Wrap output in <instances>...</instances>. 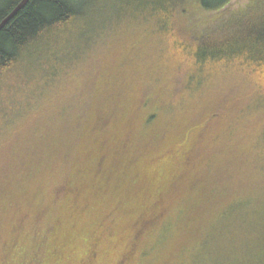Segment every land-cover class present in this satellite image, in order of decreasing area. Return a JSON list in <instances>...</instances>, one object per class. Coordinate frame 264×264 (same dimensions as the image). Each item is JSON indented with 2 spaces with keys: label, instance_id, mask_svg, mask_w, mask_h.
<instances>
[{
  "label": "trees",
  "instance_id": "1",
  "mask_svg": "<svg viewBox=\"0 0 264 264\" xmlns=\"http://www.w3.org/2000/svg\"><path fill=\"white\" fill-rule=\"evenodd\" d=\"M20 1L0 0V22ZM231 1L29 0L0 30V203L20 188V180L39 171L44 146L56 148L46 115L57 98L67 100L78 118L94 116L97 143L75 175L81 183L87 180L94 192L120 194L126 186L121 198L131 197L130 188L140 182L128 175L137 158L131 146L132 125L141 105L163 92L169 93L171 108L180 97L193 96L204 120L201 132L206 125L224 124L213 153L214 167L205 180L209 195L220 197L234 187H263L264 168L258 164L264 153V0H248L238 8ZM134 3L145 10L140 23L144 27L132 25L143 30L141 37L122 41L129 30L102 28L104 20L119 11L128 13ZM180 30L189 41L181 40ZM116 38L120 43L114 44ZM84 49H91L85 58ZM29 97L31 101L20 104ZM128 100L131 125L125 124L123 135H115L113 125ZM68 113L65 108L59 124L64 149L73 129ZM149 119L154 121L155 115ZM238 144L243 148L233 152ZM196 153L197 147L182 153L185 165ZM184 172L173 169L170 181L152 189V199L134 197L140 206L137 222L148 223L137 232L155 220L147 205L178 188ZM75 182L65 185L68 197L81 191ZM259 229L264 233V226ZM42 243L39 236L19 264H38ZM59 247L52 245L48 255Z\"/></svg>",
  "mask_w": 264,
  "mask_h": 264
},
{
  "label": "rangeland",
  "instance_id": "2",
  "mask_svg": "<svg viewBox=\"0 0 264 264\" xmlns=\"http://www.w3.org/2000/svg\"><path fill=\"white\" fill-rule=\"evenodd\" d=\"M246 2L232 0L231 4L238 8ZM124 13L119 11L104 20L102 28L129 30L120 37L122 41L141 37L143 30L132 25L144 27L140 23L145 10L134 3ZM135 18L140 20L130 22ZM179 36L189 41L184 30L179 31ZM145 37L148 40L147 34ZM118 42L116 38L114 44ZM90 50H83L84 58ZM169 98L167 92L153 94L135 117L130 135L137 158L128 175L139 177L140 182L130 188L134 190L128 200L121 198L126 186L120 194L97 193L87 180L77 181L76 167L86 161L97 143L92 132L94 116L78 118L67 100H53L46 119L53 128L50 140L56 148L47 150L44 146L39 171H31L20 180V188L0 203V264H19L39 236L43 246L38 264H264V233L259 229L264 226V186L258 184L259 189L247 190L234 187L220 197L209 195L205 180L214 167L213 153L222 139L224 124L206 125L201 132L204 120L198 116L193 96L180 97L173 108ZM29 101L30 97L20 104ZM131 107L128 100L111 133L123 135L125 124L131 125ZM65 108L73 128L65 138L66 149L59 129ZM151 114L155 115L154 121L149 119ZM46 126L40 125L41 129ZM112 143L109 140L107 144ZM196 147L194 160L185 165L182 153L194 152ZM242 148L238 144L232 151ZM261 156L258 166L264 168V153ZM179 168L185 172L178 188L166 193L161 201L147 205L148 215H155V220L137 232L138 227L148 223L137 222L140 206L134 204V197L152 199V189L170 181L173 169L177 173ZM73 180L81 191L72 198L65 185ZM154 205L158 206L153 208ZM56 243L61 247L54 256L48 255V248Z\"/></svg>",
  "mask_w": 264,
  "mask_h": 264
},
{
  "label": "water",
  "instance_id": "3",
  "mask_svg": "<svg viewBox=\"0 0 264 264\" xmlns=\"http://www.w3.org/2000/svg\"><path fill=\"white\" fill-rule=\"evenodd\" d=\"M29 0H21L15 8L0 22V30L4 27V25L21 9L25 7Z\"/></svg>",
  "mask_w": 264,
  "mask_h": 264
}]
</instances>
